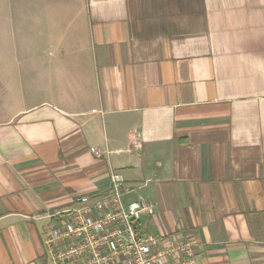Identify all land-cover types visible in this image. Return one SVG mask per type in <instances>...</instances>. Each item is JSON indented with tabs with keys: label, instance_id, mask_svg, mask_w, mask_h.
I'll list each match as a JSON object with an SVG mask.
<instances>
[{
	"label": "crops",
	"instance_id": "crops-1",
	"mask_svg": "<svg viewBox=\"0 0 264 264\" xmlns=\"http://www.w3.org/2000/svg\"><path fill=\"white\" fill-rule=\"evenodd\" d=\"M20 2L0 264H50L46 231L110 171L124 204L152 205L142 232L195 241L193 264H264V0Z\"/></svg>",
	"mask_w": 264,
	"mask_h": 264
},
{
	"label": "built area",
	"instance_id": "built-area-1",
	"mask_svg": "<svg viewBox=\"0 0 264 264\" xmlns=\"http://www.w3.org/2000/svg\"><path fill=\"white\" fill-rule=\"evenodd\" d=\"M99 155L100 150L94 149ZM103 194L81 192L76 205L57 215L45 233L54 264H193L195 241L179 234L142 232L140 218L152 205L122 201L123 179L110 171Z\"/></svg>",
	"mask_w": 264,
	"mask_h": 264
},
{
	"label": "rangeland",
	"instance_id": "rangeland-1",
	"mask_svg": "<svg viewBox=\"0 0 264 264\" xmlns=\"http://www.w3.org/2000/svg\"><path fill=\"white\" fill-rule=\"evenodd\" d=\"M27 11L28 7H26L25 15L32 16V10ZM21 14L23 12L20 0H0V50H17L19 48L17 42L21 43V40H18L17 37V24L21 19H18ZM11 65L12 62L7 67H11ZM47 253L49 263L53 264L50 254Z\"/></svg>",
	"mask_w": 264,
	"mask_h": 264
}]
</instances>
